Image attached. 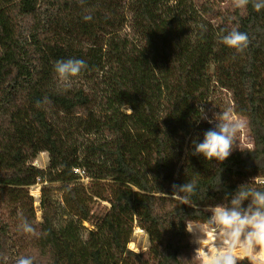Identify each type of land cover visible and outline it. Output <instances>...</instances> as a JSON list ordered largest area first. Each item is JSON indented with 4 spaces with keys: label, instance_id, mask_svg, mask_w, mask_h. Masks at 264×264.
Listing matches in <instances>:
<instances>
[{
    "label": "trees",
    "instance_id": "1",
    "mask_svg": "<svg viewBox=\"0 0 264 264\" xmlns=\"http://www.w3.org/2000/svg\"><path fill=\"white\" fill-rule=\"evenodd\" d=\"M234 29L248 34L242 53L221 42ZM68 59L87 68L65 89L54 65ZM217 92L253 139L220 164L192 154L214 127L204 108ZM41 153L46 169L34 165ZM188 181L190 205L171 198ZM246 184L264 190V9L0 0V264H203L190 225L210 227L208 209ZM137 228L143 253L129 247Z\"/></svg>",
    "mask_w": 264,
    "mask_h": 264
},
{
    "label": "clouds",
    "instance_id": "2",
    "mask_svg": "<svg viewBox=\"0 0 264 264\" xmlns=\"http://www.w3.org/2000/svg\"><path fill=\"white\" fill-rule=\"evenodd\" d=\"M250 2L254 10L264 9V0H234V7L244 8ZM85 19L90 20L91 16ZM221 42L236 53H242L248 47L249 38L247 33L234 29L222 36ZM86 68V62L80 59L56 61L54 72L58 86L70 88L74 78ZM200 111L203 113V108ZM208 123L214 124V127L204 134L202 142H194L192 154L202 156L207 162L220 164L230 156L235 138L245 124L233 116L231 108L215 115ZM249 185H241L227 203L208 209L211 212L209 230L214 233L216 243L211 245L215 251L208 252L206 236L200 233L196 254L202 253L204 264H237L236 249L239 245H243L251 264H264V190ZM172 188L171 198L184 204L190 205L191 197L196 195L194 181L173 185ZM245 201L249 202L246 208L243 207ZM21 230L29 234L35 232L32 224L26 220ZM16 264H34V261L32 257H20Z\"/></svg>",
    "mask_w": 264,
    "mask_h": 264
},
{
    "label": "rangeland",
    "instance_id": "3",
    "mask_svg": "<svg viewBox=\"0 0 264 264\" xmlns=\"http://www.w3.org/2000/svg\"><path fill=\"white\" fill-rule=\"evenodd\" d=\"M203 0H192V2L195 5H198V3H200ZM222 98V94L220 93H216L211 104L208 106H205L204 108V118L206 119H210V115L211 118H214L215 115L219 114L220 112H222L225 109V104L220 105V101ZM234 117H238L241 120H243L245 127L243 130H241L234 141V145H233V150L234 149H244L247 147H252L253 145V139H252V133L251 130L248 126V122L245 118L235 114L234 112H232ZM232 150V151H233ZM48 162H49V155L47 153H41L39 155V157L37 158V160L34 162V165L40 169H46L48 166ZM40 187V189H39ZM41 192V185H36L31 187L30 189V194L34 199L35 202V207L38 209L40 206V201H39V196ZM32 193H34V196L32 195ZM107 209H109V205L102 203L99 207V212L100 213H104L107 211ZM40 216V214H39ZM198 226H202L200 224H192L190 225V231L193 235V241L196 244L197 249L199 248V244L197 243L198 239H200V233H199V228ZM210 228V227H209ZM208 241V246H207V251L208 252H213L215 249L213 247H211V245L216 243V240L214 238V233L212 231H210V235L207 238ZM130 249L137 252V253H143L149 250L150 248V240L149 237L146 233H144L141 229H136L135 230V234H134V238H133V242L129 245ZM240 248H244L243 245H239L237 247V249ZM201 258V261L204 264L203 261V255L198 254ZM239 259H243L240 257H237ZM249 258V257H246Z\"/></svg>",
    "mask_w": 264,
    "mask_h": 264
},
{
    "label": "bare ground",
    "instance_id": "4",
    "mask_svg": "<svg viewBox=\"0 0 264 264\" xmlns=\"http://www.w3.org/2000/svg\"><path fill=\"white\" fill-rule=\"evenodd\" d=\"M198 228H199V233H203L206 236V239H207L208 236L210 235V230H209L210 228L207 227V226H203V225L202 226H198ZM236 255H237V257H240V258L248 257V253L244 250V248L236 249Z\"/></svg>",
    "mask_w": 264,
    "mask_h": 264
},
{
    "label": "built area",
    "instance_id": "5",
    "mask_svg": "<svg viewBox=\"0 0 264 264\" xmlns=\"http://www.w3.org/2000/svg\"><path fill=\"white\" fill-rule=\"evenodd\" d=\"M40 185V184H39ZM39 189H40V187H39ZM32 195L34 196V193H32ZM39 196V201H40V197H41V192H40V195H38Z\"/></svg>",
    "mask_w": 264,
    "mask_h": 264
}]
</instances>
